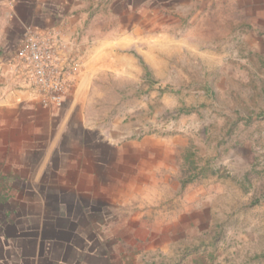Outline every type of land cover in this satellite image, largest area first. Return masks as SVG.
<instances>
[{
  "label": "rangeland",
  "instance_id": "1",
  "mask_svg": "<svg viewBox=\"0 0 264 264\" xmlns=\"http://www.w3.org/2000/svg\"><path fill=\"white\" fill-rule=\"evenodd\" d=\"M94 13L118 33L133 16L144 39L142 79L115 100L139 146L95 195L5 197L16 219L78 232L102 264H264V0H96Z\"/></svg>",
  "mask_w": 264,
  "mask_h": 264
},
{
  "label": "crops",
  "instance_id": "2",
  "mask_svg": "<svg viewBox=\"0 0 264 264\" xmlns=\"http://www.w3.org/2000/svg\"><path fill=\"white\" fill-rule=\"evenodd\" d=\"M95 10L96 0H0V212L9 213L0 215V264H102L96 251L81 247L78 232L75 241L60 236L71 232L55 222L16 219L5 200L59 188L95 195L96 181L115 173L118 152L139 146L129 139L140 123L117 117L115 100L118 82L142 79L133 51L144 39L135 35L139 27L133 16L118 33L100 27ZM28 27L58 32L63 54L80 64L62 109H45L10 79L8 64ZM45 229L50 235L44 236Z\"/></svg>",
  "mask_w": 264,
  "mask_h": 264
},
{
  "label": "built area",
  "instance_id": "3",
  "mask_svg": "<svg viewBox=\"0 0 264 264\" xmlns=\"http://www.w3.org/2000/svg\"><path fill=\"white\" fill-rule=\"evenodd\" d=\"M64 49L55 30L28 27L8 64L11 81L30 91L45 109L65 107L72 77L80 68L77 60L63 54Z\"/></svg>",
  "mask_w": 264,
  "mask_h": 264
}]
</instances>
